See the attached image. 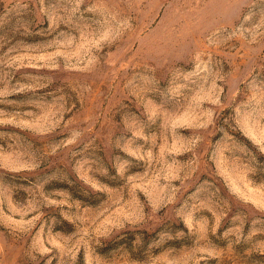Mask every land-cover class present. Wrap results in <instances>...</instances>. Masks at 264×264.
Returning a JSON list of instances; mask_svg holds the SVG:
<instances>
[{"label":"rangeland","instance_id":"374dc122","mask_svg":"<svg viewBox=\"0 0 264 264\" xmlns=\"http://www.w3.org/2000/svg\"><path fill=\"white\" fill-rule=\"evenodd\" d=\"M0 264H264V0H0Z\"/></svg>","mask_w":264,"mask_h":264}]
</instances>
